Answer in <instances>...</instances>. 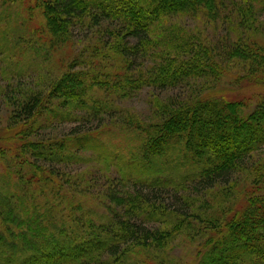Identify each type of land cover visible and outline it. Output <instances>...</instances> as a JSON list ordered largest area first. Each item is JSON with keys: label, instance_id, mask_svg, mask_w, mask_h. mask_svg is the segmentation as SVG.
Segmentation results:
<instances>
[{"label": "trees", "instance_id": "16d2710c", "mask_svg": "<svg viewBox=\"0 0 264 264\" xmlns=\"http://www.w3.org/2000/svg\"><path fill=\"white\" fill-rule=\"evenodd\" d=\"M3 3L1 69L18 84L0 90L11 108L1 156L14 157L0 174V264H165L178 236L199 242L194 264H264V0H26L16 15ZM178 16L202 17L214 37L166 27ZM88 34L60 74L47 68L34 87L11 71L16 51L48 61ZM223 80L261 91L252 111L215 89ZM143 87L177 92L154 96L148 121L110 116L134 133L122 180L71 184L58 165L98 130L77 124L54 138L45 124L99 129L114 97ZM75 181L92 189L82 194L86 217L72 211L64 222L59 204L72 203Z\"/></svg>", "mask_w": 264, "mask_h": 264}, {"label": "rangeland", "instance_id": "374dc122", "mask_svg": "<svg viewBox=\"0 0 264 264\" xmlns=\"http://www.w3.org/2000/svg\"><path fill=\"white\" fill-rule=\"evenodd\" d=\"M4 2L6 3H3L2 0H0V9L3 3L4 6L9 7L8 11L11 10L12 13L15 15L18 12L23 11L25 7H28V5L25 3L26 0H4ZM36 12L37 10H34V12H32L33 23L36 21L35 19ZM260 20L261 22L264 23V15H262ZM175 24H178V26H181L186 32L188 31L192 35L196 34V36H200V37L202 36L203 38L209 37V40L214 37L213 27L210 25V23L206 22V20L200 16H196V17L178 16L177 18L173 17L167 23L166 27ZM221 30L222 28L216 29L215 36L221 35ZM81 38L82 37L74 38L70 43V48L68 49V51H66L64 48L56 54L51 53L49 55L50 58L48 59V61L39 60L38 62H29L30 57L28 54L22 55V57L18 58L19 53H17L18 51H16V57L14 59L15 66L14 67L12 66L13 68L11 69V71L18 75L21 74L25 75L27 73L28 78H26L25 82L27 83V85H29L28 83H30V85L34 87V85L37 84V82L39 83V80L43 79L44 76L50 75L49 73H47L48 70L50 73L53 72L54 75L60 74L62 72L61 70L63 68L62 67L59 68V64L61 65L65 64L68 60H70L73 57V56L70 57V55L68 54V52L71 49L76 51L81 47H83L84 45H87L92 42L90 41L92 36L89 34L87 35L86 40H80ZM259 40L261 42H264V39L262 38H260ZM40 58H42V53ZM1 59H0V90L1 88H4L5 83H13L12 84L13 86L18 84V81L16 79H14V81H11L9 78H7L8 73L7 75H4L5 70L2 69L5 68V66L2 63ZM22 69L23 71L20 72V70ZM40 69L43 70L42 73H40ZM204 86L206 85L204 84ZM214 87L217 91L225 90L227 88L225 90L226 95L224 96L237 97L236 100L241 101L244 104L243 105L244 107L246 106V108H244L246 112H250L253 110V108L256 106V103L260 98L259 93H261V91H257L255 89L241 90L238 87H236V85L230 83L227 80H223V82H219V84L215 85ZM175 91H171V90L159 91L157 89H152L147 87L139 88L138 90L131 93L128 97L120 98V100H116L114 97L115 100L113 99V102L116 104L115 106L117 108H113V109L111 108L109 110V114H107L104 117L105 120L103 121L105 122L104 127L101 126V128L97 129L96 126H98L100 123L95 121H91L89 125L83 126L81 122L80 123L63 122L55 118L50 123L49 126L47 123L45 124L47 128L45 130L43 129L41 133H43L44 136H49V133H51V135L54 136V138H59L64 133L66 134L68 131H70L74 126L76 127L79 126L77 124H80V126L82 125L81 130L84 131L98 130L97 135L96 133H94L95 136L94 135L91 136V138H93L94 141H91V145L89 147L75 151V156H68L69 157L68 161L58 166L60 170L64 172L65 176L69 174H70L69 176H74L71 177L72 179L70 181L71 184L73 183V180L76 179L81 181L82 184L84 182L83 180H88L91 181L90 183H92L93 185L94 184L106 185L107 184L106 182L108 180L107 177L119 178L118 180L121 181L122 179H120L121 174L119 171L121 170V168L123 169L122 167L123 162L120 163V160L121 159L125 160L128 157L127 155L129 154V149H131L133 145V143H131L132 140L130 142V138L133 137L134 133L132 131L128 132L127 129L115 119L111 120L110 116L111 117L114 116L113 115L114 110L130 111L132 114L137 115L140 120L148 121L151 116L152 98L154 96L165 98L166 95L175 93ZM10 111H11L10 105L8 106L6 100L0 97V137L2 136L3 133L2 131L5 130L6 128L5 125L8 122L7 118L10 115ZM110 112L112 114H110ZM45 122H49V121H45ZM1 148H2V144L0 143V150ZM116 152L118 153V156H114ZM1 153L2 151H0V174L4 175L3 172L8 167L7 166L8 163L6 161L12 160L14 157L13 155L7 152L8 156H6L5 158L6 160H3V157L1 156L3 153L2 154ZM263 155L264 152L262 153V156ZM10 163H12V161H10L9 164ZM61 182L65 189L67 187V182L66 184H64L63 181ZM75 183L77 184V188L71 190L73 196L72 199H69L72 203L61 202L59 204L60 209L57 217L61 220H64V222L65 221L71 222L67 216L72 211L74 212L72 216L75 215L74 219L77 221H83L84 218L86 217L84 211L86 209L85 208L86 204L89 201H87V198H84L82 194H86L89 191H92V189L88 188L89 190H87L77 181H75ZM10 186H12L11 190H16L14 188L16 187L14 184H11ZM215 191L216 188L213 189L212 192ZM20 192H22V190ZM212 194L213 193H210L209 196H211ZM37 198H38L37 201L43 203V196H38ZM94 206L99 208V214L105 213L103 206L102 207L100 205H94ZM198 244L199 242L197 241L191 243L188 240L184 239V237L178 236L177 240L174 243H172L168 249L170 259L168 263L166 262L165 264H194L195 260L197 259L196 252H197Z\"/></svg>", "mask_w": 264, "mask_h": 264}]
</instances>
